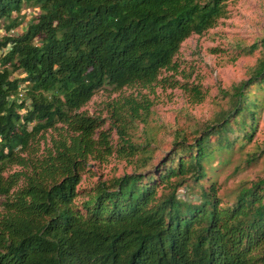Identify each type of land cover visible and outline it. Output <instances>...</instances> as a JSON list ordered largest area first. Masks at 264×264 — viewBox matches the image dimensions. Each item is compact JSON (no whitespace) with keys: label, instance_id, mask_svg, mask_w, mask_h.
<instances>
[{"label":"trees","instance_id":"16d2710c","mask_svg":"<svg viewBox=\"0 0 264 264\" xmlns=\"http://www.w3.org/2000/svg\"><path fill=\"white\" fill-rule=\"evenodd\" d=\"M226 1L0 0V264H264V174L230 202L211 175L256 131L264 49L249 78L232 87L228 107L190 140L175 135L159 161L143 157L76 199L88 159L144 152L127 129L145 122L151 102L123 96L105 130L81 108L104 85L164 80L200 102L198 85L158 75L176 71L180 43L224 17ZM24 5L38 12L22 25ZM49 130L55 137L46 141ZM182 186L195 198L179 197Z\"/></svg>","mask_w":264,"mask_h":264},{"label":"rangeland","instance_id":"374dc122","mask_svg":"<svg viewBox=\"0 0 264 264\" xmlns=\"http://www.w3.org/2000/svg\"><path fill=\"white\" fill-rule=\"evenodd\" d=\"M225 9V16L219 18L213 27L200 35L191 34L180 43L174 56L177 65L175 72L162 71L158 75L159 80L166 76L179 83L186 82L188 86L198 85L203 93L200 102H195L188 90L170 87L164 80L148 87L134 85L119 90L104 85L81 108L89 115H99L100 128L105 130L111 125L112 105L123 96H145L151 102L145 122L136 120L127 129L129 140L142 145L144 152L127 159L117 153L105 159H88L78 184L81 191L77 200L84 197L81 194L95 181L128 173L143 157L148 159L149 164L159 161L168 153L175 135L182 134L190 140L197 128L209 123L220 110L228 107L232 87L246 81L257 62L263 58L264 0H227ZM37 12L31 6H22V25ZM4 32L1 28L0 36ZM254 43L257 47L250 53L245 52ZM250 91L258 97L261 94L254 87ZM49 136L55 137V133L47 131L46 141ZM108 140L115 146L117 138L114 128L109 129ZM251 153L259 155L256 161L246 165L245 158ZM224 158L227 159L226 163L211 175L218 186L219 196L224 202H230L240 186L248 185L264 174V101L252 138L237 142L230 153L224 154ZM177 193L179 197L195 198V194L184 186Z\"/></svg>","mask_w":264,"mask_h":264}]
</instances>
